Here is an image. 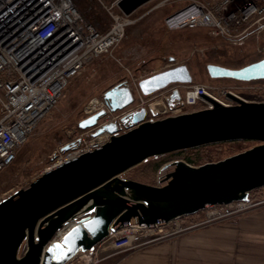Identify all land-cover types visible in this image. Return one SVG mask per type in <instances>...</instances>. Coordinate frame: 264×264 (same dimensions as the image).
I'll use <instances>...</instances> for the list:
<instances>
[{"label":"water","instance_id":"1","mask_svg":"<svg viewBox=\"0 0 264 264\" xmlns=\"http://www.w3.org/2000/svg\"><path fill=\"white\" fill-rule=\"evenodd\" d=\"M149 1L117 0L116 7L130 16ZM206 72L212 80H264V58L236 69L209 64ZM191 82L190 70L181 64L141 79L137 87L148 96L170 84ZM226 96L235 104L223 106L202 95L211 108L153 121L146 117L162 114L164 108H142L129 117L134 127L120 135L115 123L98 128L93 136L110 135L100 149L46 170L0 202V264H65L132 222L162 225L213 205L246 201L251 191L264 188V103ZM171 98L179 99V92ZM103 100L115 112L134 97L122 81L106 90ZM105 112L82 119L77 128L95 127ZM241 141L254 146L197 167L181 161L163 165L156 185L123 176L153 157Z\"/></svg>","mask_w":264,"mask_h":264},{"label":"built area","instance_id":"2","mask_svg":"<svg viewBox=\"0 0 264 264\" xmlns=\"http://www.w3.org/2000/svg\"><path fill=\"white\" fill-rule=\"evenodd\" d=\"M144 6L148 7L147 14L162 7H175L164 19L167 30L205 29L209 35L230 45H242L264 32V0H152ZM112 7L107 9L112 19L110 27L100 31L85 24L71 0H0V173L12 165L19 149L57 104L69 81L88 61L110 53L123 38L126 27L145 15L136 17V11L124 16ZM261 51L264 47L259 49ZM235 85L226 89L174 83L144 96L133 83L137 102L115 112L107 109L104 100H91L85 114L105 110L104 118L95 127L81 130L79 136L57 148L47 169L100 149L109 141L110 135L93 134L103 125L115 123L119 135L131 130L134 126L129 117L142 108L149 110L155 105L164 108V113L146 117L153 121L211 108L202 95L223 106L235 104L227 93L245 102L264 103V80L236 82ZM174 91L179 92V99L171 98ZM240 91L249 97L240 95ZM64 147L68 149L63 150ZM255 191L249 193L246 201L206 208L204 217L190 226L180 222L189 216L177 217L154 227L132 222L109 232L104 241L113 253L141 251L152 242L182 231L232 219L264 206V196L254 198L252 193ZM77 258L78 255L65 264H74Z\"/></svg>","mask_w":264,"mask_h":264},{"label":"rangeland","instance_id":"3","mask_svg":"<svg viewBox=\"0 0 264 264\" xmlns=\"http://www.w3.org/2000/svg\"><path fill=\"white\" fill-rule=\"evenodd\" d=\"M71 1L82 14L85 24L100 31H106L112 22L107 9L113 6V11H117L114 6L116 0ZM143 7L134 16H142L148 9V7L142 9ZM174 8L171 7L168 10L172 12ZM162 9L145 13L132 26L128 25L123 38L110 53L88 61L79 74L69 81L57 104L19 149L15 161L0 173V202L48 170L55 150L79 136L81 130L77 128L78 122L91 115L84 112L88 102L91 100L101 102L104 92L114 85L127 81L134 97L130 105H134L138 96L133 83L137 84L141 79L164 69L185 64L192 75L190 84L228 89L236 86V82L210 79L206 72L207 65L215 64L236 69L264 58V51L259 52V49L264 47V32L248 39L242 45H230L224 43L221 38L209 35L205 29L168 31L163 24L168 11L164 10L165 7ZM138 25H141L140 28ZM136 27L142 35L141 39H131V35L137 31ZM169 58H173L174 61H169ZM180 90L183 94L181 87ZM244 94L240 91V95ZM244 97L249 96L244 95ZM104 116L100 117L99 121ZM252 146H254L252 142H225L168 153L145 160L123 176L144 184L156 185L158 173L167 163L181 161L197 167L223 160ZM187 158L193 159L194 163L189 164ZM252 194L254 198H260L264 196V188L256 189ZM204 212L205 210L197 212L180 222L184 226L193 225L197 219L204 217L206 214ZM242 215L218 223L231 226ZM208 226L211 225L182 231L163 240L152 242L148 247L176 240ZM82 254H78V258L73 261L74 264L84 260Z\"/></svg>","mask_w":264,"mask_h":264},{"label":"crops","instance_id":"4","mask_svg":"<svg viewBox=\"0 0 264 264\" xmlns=\"http://www.w3.org/2000/svg\"><path fill=\"white\" fill-rule=\"evenodd\" d=\"M138 28L131 39H141ZM210 225L132 253H113L103 241L92 252L82 254V261L83 264H264V207L238 217L231 226L218 222Z\"/></svg>","mask_w":264,"mask_h":264},{"label":"bare ground","instance_id":"5","mask_svg":"<svg viewBox=\"0 0 264 264\" xmlns=\"http://www.w3.org/2000/svg\"><path fill=\"white\" fill-rule=\"evenodd\" d=\"M150 1H152V0H150ZM150 1H149V2H150ZM116 2H117V1H116ZM149 2H148V3H149ZM114 6L116 7V3L114 4ZM21 7H22V5H21L20 7H16L15 10H14V12H17ZM116 8H117V7H116ZM112 10H113V7H112ZM137 11H138V10H137ZM116 12L121 13V12L118 10V8H117V11H116ZM19 13L22 14L23 11H20ZM121 14H122V13H121ZM123 15H124V14H123ZM124 16H126V15H124ZM11 21H13V20H11ZM168 31H170V30H168ZM94 103H96V102H94ZM98 121H99V120H98ZM97 123H98V122H97ZM88 129H91V128H88Z\"/></svg>","mask_w":264,"mask_h":264},{"label":"trees","instance_id":"6","mask_svg":"<svg viewBox=\"0 0 264 264\" xmlns=\"http://www.w3.org/2000/svg\"><path fill=\"white\" fill-rule=\"evenodd\" d=\"M171 12H170V10H168V12L166 13V15H168V14H170ZM165 15V16H166ZM242 142H248V141H242ZM211 145V144H210ZM206 146V145H205ZM197 148H199V147H197ZM197 148H193V149H197ZM187 162L189 163V164H193L194 163V160L193 159H191V158H187Z\"/></svg>","mask_w":264,"mask_h":264}]
</instances>
